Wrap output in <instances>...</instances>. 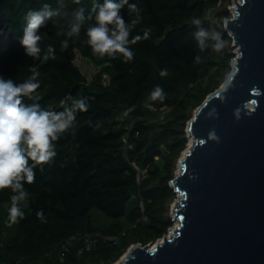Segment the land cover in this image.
<instances>
[{
    "label": "trees",
    "instance_id": "16d2710c",
    "mask_svg": "<svg viewBox=\"0 0 264 264\" xmlns=\"http://www.w3.org/2000/svg\"><path fill=\"white\" fill-rule=\"evenodd\" d=\"M94 2L103 0H63L68 15L39 29L41 58L49 45L55 49V59L41 63L24 53L19 38L29 11L44 4L55 9L58 0H0V76L19 84L31 75L29 66L38 65L40 88L34 95L49 110L63 111L60 101L67 95L91 98L88 111L77 113L75 127L55 142L54 161L43 171L37 167L35 183L25 184L24 219L10 224L13 193L0 191V264H111L131 244L164 235L173 224L169 205L176 194L169 181L188 142L186 123L231 69L233 47L223 28L231 0H129L142 17L130 39L149 27L150 38L130 45L132 61L119 57L109 67H101L108 57L99 59L85 43L86 28L94 21L69 39L67 50L60 49L68 38L57 33L68 31L75 10L82 7L87 16ZM121 14L126 22L135 18L127 6ZM194 18L221 34V51L199 52ZM75 51L98 68L90 81L75 65ZM197 54L204 57L200 64L193 62ZM163 68L168 75L162 78ZM157 85L166 98L150 102ZM133 105L135 111L121 119ZM40 210L46 222L37 218ZM114 235L116 241L106 239Z\"/></svg>",
    "mask_w": 264,
    "mask_h": 264
},
{
    "label": "water",
    "instance_id": "95a60500",
    "mask_svg": "<svg viewBox=\"0 0 264 264\" xmlns=\"http://www.w3.org/2000/svg\"><path fill=\"white\" fill-rule=\"evenodd\" d=\"M233 2L223 28L235 75L186 123L188 142L169 181L177 226L169 237L131 244L122 264H264V0Z\"/></svg>",
    "mask_w": 264,
    "mask_h": 264
},
{
    "label": "clouds",
    "instance_id": "9594fccd",
    "mask_svg": "<svg viewBox=\"0 0 264 264\" xmlns=\"http://www.w3.org/2000/svg\"><path fill=\"white\" fill-rule=\"evenodd\" d=\"M81 0H75L79 4ZM58 7L52 8L44 4L39 10L29 11L25 17L27 23L23 29L19 44L24 53L33 60L47 62L50 58L55 59V49L49 45L47 51L41 58L39 46L41 35L39 29L45 21L54 18L63 19L68 15L63 11V0H58ZM127 6L129 14H135L130 22H126L121 10ZM68 31L58 32L57 35H66L68 39L61 41V51L67 50L69 39L79 37L81 29L86 21H94L88 25L85 31L87 37L85 43L91 48L93 55L104 60L101 67H109L111 60L119 57L124 63L134 59V52L130 45L138 41L150 38L152 29L146 28L143 35L131 37V33L137 24L141 22L140 9L136 3H129V0H103L102 3H93L89 13L81 7L73 12ZM195 31L192 33L199 52H205L211 48L214 51H221L224 42L219 32L211 31L202 25L198 18L192 20ZM204 57L197 54L194 57V64H200ZM234 63V62H233ZM31 75L22 83L17 84L12 79H5L0 76V191L11 189V206L8 209V220L15 224L25 218V212L20 207V202L28 198L29 193L25 184L35 183L36 171L39 167L43 171L44 165L51 164L57 156L55 142L60 137L75 127L78 112H87L89 109L90 97L74 98L67 95L60 101L63 111L49 110L42 108L38 102L41 98L34 95L40 88V71L38 65L29 66ZM163 78L168 75L166 68L159 70ZM235 75V69L229 71L225 77V84H231ZM166 98L164 89L157 85L150 92L148 101L163 102ZM25 99L33 103H25ZM71 101V104H68ZM148 107H152L149 103ZM135 111V105L128 107L121 115V119L129 116ZM213 108L208 115L215 114ZM239 119V110L235 113ZM213 139H218L215 133H210ZM31 161V163H30ZM36 216L41 222H46L43 210L37 211Z\"/></svg>",
    "mask_w": 264,
    "mask_h": 264
},
{
    "label": "rangeland",
    "instance_id": "374dc122",
    "mask_svg": "<svg viewBox=\"0 0 264 264\" xmlns=\"http://www.w3.org/2000/svg\"><path fill=\"white\" fill-rule=\"evenodd\" d=\"M232 6H234V2H230L228 7L231 8ZM213 21L215 20L213 19ZM228 33L229 32H227V34ZM233 50H235V48H233ZM74 63L79 68L80 72L83 74V76L86 78L87 81H90L98 71V68L95 66V64L88 58L81 56L78 51H75ZM101 77H102L103 83H108L109 77L107 74L103 73ZM176 174H177V167L174 171V175ZM176 200H177V195L175 196V198L169 205V212L171 216L173 215L172 209H173L174 204L176 203ZM176 222L174 221L173 224H175ZM173 224L170 226L171 228H173ZM165 234H168V230Z\"/></svg>",
    "mask_w": 264,
    "mask_h": 264
},
{
    "label": "built area",
    "instance_id": "2783aa9c",
    "mask_svg": "<svg viewBox=\"0 0 264 264\" xmlns=\"http://www.w3.org/2000/svg\"><path fill=\"white\" fill-rule=\"evenodd\" d=\"M231 2H233V0H231ZM229 6V5H228ZM227 6V8H229V11H230V13L232 14V8H233V6L230 8V7H228ZM116 236L114 235V236H108V237H106V239L107 240H113V241H116ZM122 255L121 256H119V258L117 259V260H115L113 263H111V264H116L118 261H120V260H122Z\"/></svg>",
    "mask_w": 264,
    "mask_h": 264
},
{
    "label": "bare ground",
    "instance_id": "6f19581e",
    "mask_svg": "<svg viewBox=\"0 0 264 264\" xmlns=\"http://www.w3.org/2000/svg\"><path fill=\"white\" fill-rule=\"evenodd\" d=\"M190 143H191V140L189 141V144H190ZM188 147H189V146H188ZM188 147H187V148H188ZM186 150H187V149H186ZM176 221H177V220H175V222H176ZM175 226H177V222L174 224V227H175ZM167 236L169 237L170 234H167ZM122 261H123V258H122V260L118 261L116 264H122V263H123Z\"/></svg>",
    "mask_w": 264,
    "mask_h": 264
}]
</instances>
